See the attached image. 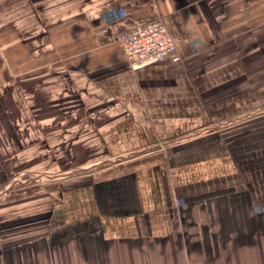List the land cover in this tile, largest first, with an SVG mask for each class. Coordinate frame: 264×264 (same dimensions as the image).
<instances>
[{"label": "crops", "instance_id": "0c3cea01", "mask_svg": "<svg viewBox=\"0 0 264 264\" xmlns=\"http://www.w3.org/2000/svg\"><path fill=\"white\" fill-rule=\"evenodd\" d=\"M157 18L181 60L134 70ZM262 31L264 0H0L1 160L72 170L22 188L10 263L264 264Z\"/></svg>", "mask_w": 264, "mask_h": 264}, {"label": "rangeland", "instance_id": "374dc122", "mask_svg": "<svg viewBox=\"0 0 264 264\" xmlns=\"http://www.w3.org/2000/svg\"><path fill=\"white\" fill-rule=\"evenodd\" d=\"M32 4H33V0H32ZM43 5L44 7L49 6V0H43ZM61 6L64 9L63 3L61 4ZM52 28H53L52 26H47V27L44 26L43 29L47 32H50ZM263 35H264V31L261 32V37ZM254 79L255 81L258 79L257 75L254 76ZM2 120L4 119L2 116V112L0 110V131H2V124H4ZM27 127H28V122H27ZM17 129L18 128L16 127L15 131H17ZM1 138L3 140V138L5 137L1 136ZM4 155L6 154H2V152H0V264L2 263V259L4 258H6L5 261L6 263L7 262L10 263V261L14 262V260L18 258V256L15 257L16 254L18 253V246H22V243H28L29 245L30 244L29 242L31 241V240H24V242H22L16 240L11 243L9 240H7L5 241V243H3L2 241L3 236L7 237L9 235L11 238L13 237L18 238L20 235H26L25 233H22L26 229L28 231L30 230L32 234L34 233V228H33L34 224L32 223V220H30L29 218L26 220L23 219L18 220V218H20V215L22 214L21 213L22 210L32 209L29 207L27 208L24 207L23 202L25 201L22 198H20V196H24V190L22 188L26 186L25 184H27L28 181H32L33 179H37L39 182H43V184H49V182H52V180L59 179V177L62 176H68V174L72 173V170L68 171L66 168L41 169L39 161L37 163H31L30 159L28 158L27 159L25 157L19 158L20 156L19 153L14 155L13 153L10 154V156L12 155L11 157L12 163L8 160H7L8 162L6 161L2 162L1 159L2 156ZM42 156L45 157V159L47 158L48 160L47 164L43 163V165H50L51 163H53V160L56 159L57 154L52 152L51 148H49L48 151L46 152L44 151ZM10 188L12 190H10ZM19 191H21V195ZM3 215H6V217H3ZM3 219H5V221H2ZM43 226H44L43 227V232H44L46 230L45 223ZM31 244L32 246L34 245L33 242ZM43 249H44L43 253L44 254L47 253L46 248L44 247Z\"/></svg>", "mask_w": 264, "mask_h": 264}, {"label": "built area", "instance_id": "2783aa9c", "mask_svg": "<svg viewBox=\"0 0 264 264\" xmlns=\"http://www.w3.org/2000/svg\"><path fill=\"white\" fill-rule=\"evenodd\" d=\"M116 40L134 70L165 59L181 60L176 41L162 18L125 31Z\"/></svg>", "mask_w": 264, "mask_h": 264}]
</instances>
